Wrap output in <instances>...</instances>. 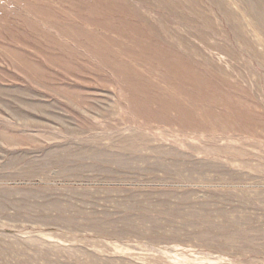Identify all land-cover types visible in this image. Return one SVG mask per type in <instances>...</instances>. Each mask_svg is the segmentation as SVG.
<instances>
[{
	"label": "rangeland",
	"instance_id": "obj_1",
	"mask_svg": "<svg viewBox=\"0 0 264 264\" xmlns=\"http://www.w3.org/2000/svg\"><path fill=\"white\" fill-rule=\"evenodd\" d=\"M0 264H264V0H0Z\"/></svg>",
	"mask_w": 264,
	"mask_h": 264
},
{
	"label": "bare ground",
	"instance_id": "obj_2",
	"mask_svg": "<svg viewBox=\"0 0 264 264\" xmlns=\"http://www.w3.org/2000/svg\"><path fill=\"white\" fill-rule=\"evenodd\" d=\"M138 110H139V109H138ZM140 110H141V109H140ZM140 110H139V111H140ZM140 112H141V111H140ZM237 119L240 121V119H239V118H237Z\"/></svg>",
	"mask_w": 264,
	"mask_h": 264
}]
</instances>
